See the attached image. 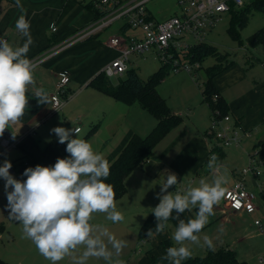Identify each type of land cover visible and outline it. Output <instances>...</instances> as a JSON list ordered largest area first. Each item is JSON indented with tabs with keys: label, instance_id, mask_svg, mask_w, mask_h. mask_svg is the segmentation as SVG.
Returning a JSON list of instances; mask_svg holds the SVG:
<instances>
[{
	"label": "crops",
	"instance_id": "crops-1",
	"mask_svg": "<svg viewBox=\"0 0 264 264\" xmlns=\"http://www.w3.org/2000/svg\"><path fill=\"white\" fill-rule=\"evenodd\" d=\"M89 2L88 0H20V4L25 10L22 13L20 8L17 7L16 0H0V38L6 39L13 47L22 46L26 38L16 30L15 24L18 18L24 14L30 23V33L33 38V44L30 46L27 54L28 58L32 61L42 54L64 44L79 31L94 22L95 14L86 7ZM52 24H56V32L51 30ZM107 29L94 37L67 45L64 50L37 65L34 73L36 86L45 90L49 97V103L39 104L32 91H28V108L25 111V115L18 123L12 125L11 129H6L3 136H0V151L2 149L0 152V162L6 155L5 159L10 161L11 164L26 156L35 160L41 155L42 150L46 146L40 148L36 143V138H39V134H41L40 127L45 122V119L57 114V112L54 113L52 111L50 96L55 92L57 83L60 81V73L64 71L71 73V79L62 97L67 98V95L71 94L73 89H77L74 97L79 94L78 98L85 96L95 98L93 114L96 119L102 122V126L107 120L116 121V119H120L121 117L126 120L129 117L134 118V115L141 118V120L142 118L148 119L144 113H150L138 103L131 105L122 103L89 86V83L119 56V51L111 47L109 42L111 38L121 36L122 33L120 30L118 32L116 30L111 31L109 28ZM124 35L141 36L142 33L139 30L130 29L125 31ZM134 56L144 57L145 55ZM128 70H130V65L128 66ZM125 74L121 77H124ZM79 102L81 101L77 103ZM70 105L75 104L65 102L62 111L60 110L63 116L67 115ZM75 108L78 109L77 107ZM171 110L173 114L182 118L181 124L173 128L160 141L161 143H165V147L162 148L158 157L155 150L159 154L158 146L161 143L156 146L153 157L126 178V194L121 199L115 200L117 209L125 217L124 221L114 224L108 221L102 213L93 214L92 223L102 225L107 229L109 234L126 242L127 246L123 248L118 257V259L123 261V264H169L168 261L161 260V257L166 254V250L168 249L164 244L170 242L171 246H175L174 241L171 239L172 233L168 227L160 234H155L154 232L149 242H143L140 239V230L144 222L151 213L152 208L159 203L157 194L160 193V188H158V185L161 184V179H163L164 175L166 176L167 172L170 171L177 175L179 180L178 185H180V181L183 182L191 177L193 178V176H203L202 172H206L205 175L207 176H213V173L207 167L213 141L211 140L212 143L210 144L209 139L203 135L208 134L211 125L203 132L199 120L196 118L194 121L189 122L190 128H186L187 121L183 114L177 113L173 109ZM144 122L147 121L142 120L140 124L136 122L135 127L129 125L131 127L124 129L122 134H118V130L107 135L110 139L106 141V143H109L105 148L109 147L110 150H108V154L104 157L110 165L119 156L134 134L145 137V134L142 133L143 130H147L143 129L145 126ZM233 123L243 133L252 132L251 130H242L241 123L236 118ZM13 132L16 133L15 139H13ZM81 132L82 129L79 134ZM4 138L13 139L16 142L15 147L9 149V151L4 150L2 146ZM168 154H173L172 157H174L169 165L166 164ZM229 157L230 154L227 155L225 150L224 159L220 162V164L223 162V165H225H222L221 173L223 167H227V159ZM226 175L228 176V183L225 185V191L233 186L235 181L240 177L234 170H227ZM260 178L248 180L247 189H262V186L259 184ZM149 185L152 186L147 189ZM168 191L170 192V189ZM259 201L258 198L256 201L258 207ZM194 215L195 210L192 212L186 211L180 218L187 221L189 218H194ZM175 216L176 213L174 212L173 219ZM250 216L251 214L247 212H228L221 201L214 207V215L210 217V222L200 233L201 242L204 235L209 236L213 240V247L208 248L204 246V249L209 251L210 249L226 248L236 251L237 244L244 237L243 224L245 219ZM173 219L168 221V225ZM220 227H223V232L219 231ZM140 243H145V245H149L151 248L148 251H144L141 249ZM82 251L83 247L81 246L76 253H73L72 256H66L58 264H74L73 256H79ZM236 253L239 258L237 251ZM18 264H51V262L46 260L34 247L29 262L23 263L20 261ZM87 264H105V262L91 258L87 261Z\"/></svg>",
	"mask_w": 264,
	"mask_h": 264
},
{
	"label": "clouds",
	"instance_id": "clouds-1",
	"mask_svg": "<svg viewBox=\"0 0 264 264\" xmlns=\"http://www.w3.org/2000/svg\"><path fill=\"white\" fill-rule=\"evenodd\" d=\"M16 4L24 13L20 0H16ZM15 27L26 38L22 46L13 47L0 38V136L25 115L29 90L39 104L49 103L45 90L36 86L37 66L27 56L33 38L24 14ZM50 131L58 137L59 143H66L67 157H58L51 166L26 168L23 181L10 173V161L5 160L0 166L9 219L22 225L24 237L31 240L51 264L72 256L81 246L83 251L73 256L74 264H87L91 258L103 260L105 264H123L118 257L126 242L109 234L102 225L92 223L94 213L104 214L114 224L125 219L117 209L114 186L106 183L110 175L108 160L87 140L79 138V129L57 126ZM73 134L76 138H72ZM15 135L13 132V139ZM218 160L215 154L209 158L207 167L213 173L212 179L202 178L198 186L169 192L168 189L179 182L177 175L170 171L160 184L159 203L151 211L157 221L155 234L164 232L174 212L178 221L171 235L175 246L166 250L162 261L182 264L191 257L189 245L213 247V240L207 235L201 242L200 233L214 215V207L224 197L228 183V176L221 173L222 165ZM193 210L194 218L187 221L180 218L186 211ZM219 231L223 232V227ZM153 234V229H149L147 236Z\"/></svg>",
	"mask_w": 264,
	"mask_h": 264
},
{
	"label": "rangeland",
	"instance_id": "rangeland-1",
	"mask_svg": "<svg viewBox=\"0 0 264 264\" xmlns=\"http://www.w3.org/2000/svg\"><path fill=\"white\" fill-rule=\"evenodd\" d=\"M146 8L154 16L155 20L159 22L166 21L180 14L178 0H150ZM126 22L125 19L116 21L109 29L119 32ZM261 29L264 30V11H254L249 23L244 28H241L238 22L235 23L232 13H224L221 20L205 32V41L203 43L217 48L219 53L226 57V59L222 60L223 63L232 62L228 68L213 78L216 90L228 104V113L232 117L231 124L236 118L241 123L242 130L252 131L250 136H243L242 148L231 147L226 149V154H230V157L227 159V167H223L222 169V174H226L225 169L226 171L234 170L237 174H240L248 164L249 155L255 154L258 151L260 142L264 141V45L260 44L252 47L247 43V39ZM235 33L238 35L237 38L234 37ZM186 38L192 45L199 44V42L192 38ZM130 61L127 64L128 66L130 65V70L135 68L138 76L144 81H147L149 76L159 70L162 65V62L151 54H147L144 57L133 55ZM216 63L217 61L214 57H209L203 61L202 68L198 71L199 76L195 79L184 70L181 72L171 71L166 79L157 86L158 93L167 101L169 107L175 112L183 114L187 121L186 128H190L189 122L194 121L196 118H198L203 132L211 125L210 113L212 111L204 102L202 88L207 81L206 69ZM124 77L115 76L110 78V80L116 85ZM71 92V94L67 95V98H61L63 102L75 104L70 105L67 110L69 114L67 112V115L63 116L62 112L59 111L57 114L47 117L41 125V134H39V138H36V143L40 148L50 143H58V137L50 131L52 128L60 126L66 129H76V127H80L82 132L79 134V138L84 139L90 134L87 141L96 152L106 156L108 150H110L109 147L105 148L109 143H106V141L110 139L107 135L118 130V134H122L124 129L131 126L135 127L136 122L140 124L143 120L147 121L144 122L145 126L143 127V129L147 130L142 131L146 136L157 124V120L153 116L144 113L148 118L147 120L144 118L141 120V118L134 115V118L129 117L126 120L125 118L122 119V117L116 119V121L107 120L102 126V122L96 119L93 114L95 98L87 96L78 98L79 94L74 97L77 89H73ZM78 101L81 102L77 103ZM94 127L96 129L92 130ZM180 128L182 129V127ZM239 131L244 134L241 130ZM203 135L209 139L210 144L212 143L211 140L213 141L211 147L213 149L215 147L214 137L208 134ZM72 138H76V136L73 135ZM164 147L165 143H161L158 146L159 154L155 150L157 157ZM6 156L0 162V166L7 160L5 159ZM172 156L173 154H168L166 158L167 165L172 162L174 158ZM26 157L12 163L10 173L14 178L17 179L21 163L24 160L30 159ZM167 165L166 167H168ZM221 165H223V162ZM201 174L203 176H193V178L191 177L183 182L180 181V185L177 184L169 188L170 192L184 190L189 186H198L202 178L209 181L212 179L211 176L205 175L206 172H202ZM162 178L160 183L163 182L165 175ZM4 184L5 181L0 178V260L9 264H18L20 261L28 263L35 245L31 240L24 237L22 225L9 219ZM259 184L262 186V189L253 188L251 190L249 188L259 198V207L257 206L258 209L253 213H249L251 216L245 219L243 224L244 237L235 248L239 254V260L245 261L248 264H264V232L261 233L259 227L255 224V221L262 222L264 229V176L259 179ZM150 186L152 185H149L147 189ZM158 188H160V184ZM177 224L178 221L174 218L167 226L171 233L174 232ZM140 245L144 251H148L151 248L149 245H145V243H140ZM189 247L192 257H203L208 252V250L204 249V246L189 245Z\"/></svg>",
	"mask_w": 264,
	"mask_h": 264
},
{
	"label": "built area",
	"instance_id": "built-area-1",
	"mask_svg": "<svg viewBox=\"0 0 264 264\" xmlns=\"http://www.w3.org/2000/svg\"><path fill=\"white\" fill-rule=\"evenodd\" d=\"M150 0H90L93 7L100 12L101 17L86 28L79 31L64 44L48 51L38 58L32 60L37 66L43 61L51 58L64 50L67 45L86 40L96 36L101 31L109 28L114 22L125 19L126 24L132 30L141 31V36H115L110 39V46L119 51V56L108 64L103 73L108 78L123 76L128 71V63L132 55L151 54L162 62L169 65L173 71H186L194 79L198 78V71L202 68L198 62H191L188 56L193 46L186 37L201 43L205 41V32L218 23L224 13L231 10L242 9L254 0H178L180 14L159 22L148 20L146 5ZM51 30L57 31L56 24H52ZM71 79V73L64 71L60 73V81L56 90L50 96L52 111L62 110L65 102L61 100L65 88ZM218 96L216 95L214 100ZM230 115H222L218 109L211 112V127L208 135L215 139V147L210 157L217 149L226 150L231 147L242 148L243 136H250L251 132L242 134L234 123L231 124ZM79 132L80 127H77ZM75 135V134H74ZM16 142L10 138H4L2 146L4 150L14 148ZM264 175V159L258 151L249 155L247 166L240 172L239 178L234 185L225 191L222 202L228 212L253 213L257 210L258 199L254 191L247 189L248 180L262 177ZM261 233L264 232L262 222L256 221ZM144 242V241H143Z\"/></svg>",
	"mask_w": 264,
	"mask_h": 264
},
{
	"label": "trees",
	"instance_id": "trees-1",
	"mask_svg": "<svg viewBox=\"0 0 264 264\" xmlns=\"http://www.w3.org/2000/svg\"><path fill=\"white\" fill-rule=\"evenodd\" d=\"M86 7L95 14V20L101 17L99 11H97L92 2H89ZM148 11V10H147ZM254 11H264V0H254L250 4H247L244 8L239 10H231L235 23L238 22L241 28H244L250 20ZM154 16L148 12V20H154ZM128 24H124L120 31L122 35L125 31L130 30ZM234 35V34H233ZM235 33L234 37L237 38ZM249 46L256 47L260 44L264 45V30L261 29L247 39ZM191 62H198L201 67L203 61L209 57L216 58L217 63L212 67L206 69L207 81L202 88V95L204 102L210 107L211 111L218 109L221 114L228 115V105L225 100L220 96L213 84V78L228 68L232 62L223 63L222 60L226 59L221 55L217 48L207 46L203 42L197 45H193L188 52ZM172 68L169 65H161L159 70L155 71L147 81L142 80L135 69L128 70L123 79H120L119 83L114 85L110 78H108L103 72L97 75L90 83L89 86L102 92L103 94L110 96L117 101L125 104L138 103L143 109L148 111L157 120L156 126L153 130L141 137L134 134L126 146L122 149L119 156L110 165V175L106 180V183H110L114 186L115 200L121 199L126 194V178L139 167L146 164L154 155V150L158 143L181 122L182 118L173 114L167 101L161 97L157 91V86L166 79L171 73ZM64 95V94H63ZM218 96L214 100L215 96ZM94 127L92 130H95ZM90 135V134H89ZM84 139L87 140L89 137ZM217 156L219 158L218 163L224 159L225 151L217 149ZM258 154L264 159V141L260 142L258 146ZM68 156L66 152V143H50L42 150L41 155L35 159L24 160L19 166L17 175L18 180H25L23 172L28 167H35L36 165L51 166L54 165L57 158H65ZM264 176V175H263ZM156 219L152 212L147 217L140 230V239L144 242H149L152 238L147 236L149 229L156 227ZM166 248L171 247L170 242H166ZM0 264H9L0 260ZM182 264H248L245 261L239 260L236 251L226 248L210 249L203 257H190L182 262Z\"/></svg>",
	"mask_w": 264,
	"mask_h": 264
}]
</instances>
